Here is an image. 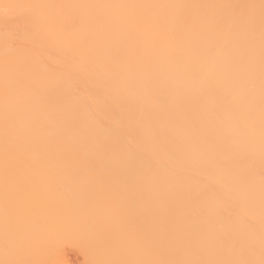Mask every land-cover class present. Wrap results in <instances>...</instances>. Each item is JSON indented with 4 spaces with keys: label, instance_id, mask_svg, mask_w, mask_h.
Instances as JSON below:
<instances>
[{
    "label": "bare ground",
    "instance_id": "6f19581e",
    "mask_svg": "<svg viewBox=\"0 0 264 264\" xmlns=\"http://www.w3.org/2000/svg\"><path fill=\"white\" fill-rule=\"evenodd\" d=\"M264 264V0H0V264Z\"/></svg>",
    "mask_w": 264,
    "mask_h": 264
},
{
    "label": "rangeland",
    "instance_id": "374dc122",
    "mask_svg": "<svg viewBox=\"0 0 264 264\" xmlns=\"http://www.w3.org/2000/svg\"><path fill=\"white\" fill-rule=\"evenodd\" d=\"M67 263L69 264H83V258L82 255L80 253H78V251H76L75 249H71L69 248L67 250Z\"/></svg>",
    "mask_w": 264,
    "mask_h": 264
}]
</instances>
